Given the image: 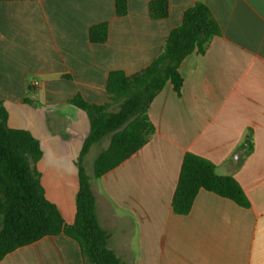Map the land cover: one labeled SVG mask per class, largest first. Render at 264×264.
<instances>
[{
    "label": "crops",
    "instance_id": "obj_1",
    "mask_svg": "<svg viewBox=\"0 0 264 264\" xmlns=\"http://www.w3.org/2000/svg\"><path fill=\"white\" fill-rule=\"evenodd\" d=\"M152 1L127 0V14L118 17L115 0H0L7 125L39 142L35 169L45 198L73 224L89 121L70 100L80 95L104 105L109 73L131 76L148 67L183 13L204 5L219 35L203 55L181 63L180 95L167 84L151 103V139L90 180L96 215L124 264H264V0H165L168 16L160 20L149 15ZM101 23L107 39L92 43L89 30ZM186 153L234 178L248 205L200 190L188 214H174ZM0 264L85 261L78 244L60 234L12 251Z\"/></svg>",
    "mask_w": 264,
    "mask_h": 264
},
{
    "label": "trees",
    "instance_id": "obj_2",
    "mask_svg": "<svg viewBox=\"0 0 264 264\" xmlns=\"http://www.w3.org/2000/svg\"><path fill=\"white\" fill-rule=\"evenodd\" d=\"M115 10L118 17L125 16L127 0H115ZM148 10L152 19H164L168 3L152 1ZM107 32V23L95 25L89 30V39L104 43ZM217 35L219 27L210 11L197 3L183 13L181 23L170 31L161 53L148 67L131 76L119 70L109 73L104 105L89 104L80 95L70 100L89 121V134L78 159L79 187L71 225L64 223L57 208L45 198L35 169L42 156L39 142L28 131L9 128L8 113L0 103V260L44 237L63 234L78 244L85 264H124L108 248V234L98 222L90 179L81 161L93 145L108 138V147L93 162V177L99 179L140 150L155 132L148 116L153 100L167 84L180 95L181 63L191 55H203ZM200 190L248 205L234 178L217 175L211 162L186 153L172 197L173 213L188 214Z\"/></svg>",
    "mask_w": 264,
    "mask_h": 264
},
{
    "label": "rangeland",
    "instance_id": "obj_3",
    "mask_svg": "<svg viewBox=\"0 0 264 264\" xmlns=\"http://www.w3.org/2000/svg\"><path fill=\"white\" fill-rule=\"evenodd\" d=\"M109 142L108 138L101 140L98 144H95L89 149L88 153L82 159V166L86 172V175L92 180L93 177V162L96 156L104 149H106V143Z\"/></svg>",
    "mask_w": 264,
    "mask_h": 264
}]
</instances>
